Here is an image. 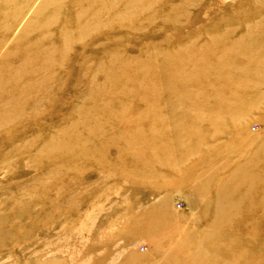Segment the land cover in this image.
<instances>
[{
  "label": "rangeland",
  "instance_id": "obj_1",
  "mask_svg": "<svg viewBox=\"0 0 264 264\" xmlns=\"http://www.w3.org/2000/svg\"><path fill=\"white\" fill-rule=\"evenodd\" d=\"M0 264H264V0H0Z\"/></svg>",
  "mask_w": 264,
  "mask_h": 264
},
{
  "label": "bare ground",
  "instance_id": "obj_2",
  "mask_svg": "<svg viewBox=\"0 0 264 264\" xmlns=\"http://www.w3.org/2000/svg\"><path fill=\"white\" fill-rule=\"evenodd\" d=\"M235 47H236V45H235Z\"/></svg>",
  "mask_w": 264,
  "mask_h": 264
}]
</instances>
